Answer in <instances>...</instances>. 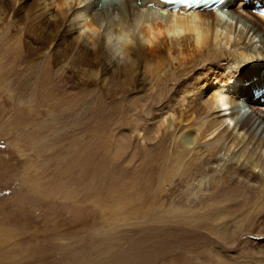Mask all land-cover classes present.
Here are the masks:
<instances>
[{"label":"rangeland","instance_id":"374dc122","mask_svg":"<svg viewBox=\"0 0 264 264\" xmlns=\"http://www.w3.org/2000/svg\"><path fill=\"white\" fill-rule=\"evenodd\" d=\"M35 5L22 4L10 33L0 25V264H264V194L210 180L192 153L178 159L176 125L158 130L170 71L68 33L52 42L59 62L42 64L36 41L52 19Z\"/></svg>","mask_w":264,"mask_h":264},{"label":"bare ground","instance_id":"6f19581e","mask_svg":"<svg viewBox=\"0 0 264 264\" xmlns=\"http://www.w3.org/2000/svg\"><path fill=\"white\" fill-rule=\"evenodd\" d=\"M26 1L8 0L4 6L1 3L0 25L9 28ZM35 1L36 9L52 19L48 24L51 26L48 35L45 32V37L36 41L37 49L42 51L40 62L43 60L47 65H56L58 60L53 55L56 52L52 54V42L59 34L62 37L68 33L74 42L97 44L116 58H135L145 70L149 71L151 67V73L170 71L171 86L162 101L167 115L158 118L160 122H157L160 125L158 130L172 127L166 125L169 123L176 125L173 149L178 153V159L183 152L192 153L203 163L204 176L211 177L210 180L220 174L229 181L238 180L245 186L252 184L264 194V107L255 106V103L264 106V100L256 102L250 99L264 87V77H258L260 72L253 79L250 76V68L257 66L254 71L264 70V17L252 14L241 1L235 0L225 2L227 11L200 13L164 12L159 9L162 5L154 0ZM149 2H153L154 7H148ZM5 37L8 39L9 35ZM17 57L20 58L18 54ZM256 98H263V95ZM239 103L248 109L240 117ZM215 110L223 111L225 119L212 118ZM224 124L226 128L221 131ZM230 128L232 135L228 137ZM206 138L210 140L206 141ZM237 164L241 168L236 167ZM181 171L183 166L178 161L169 176L175 178ZM255 171L257 174L254 176ZM190 180L195 181L196 178ZM200 181L195 188L202 185Z\"/></svg>","mask_w":264,"mask_h":264}]
</instances>
